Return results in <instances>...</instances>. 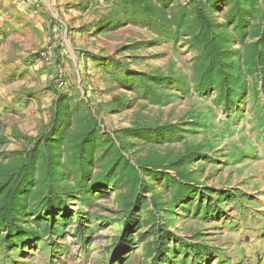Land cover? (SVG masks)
I'll list each match as a JSON object with an SVG mask.
<instances>
[{
  "label": "rangeland",
  "instance_id": "1",
  "mask_svg": "<svg viewBox=\"0 0 264 264\" xmlns=\"http://www.w3.org/2000/svg\"><path fill=\"white\" fill-rule=\"evenodd\" d=\"M188 1L175 0L183 5ZM87 2L0 0V162L23 152L50 126L60 94L75 102L81 97L89 100L86 106L98 111L102 128L110 133L136 121L182 124L185 140L207 147L208 159L191 166L201 187L228 196L222 203L216 200V212L206 218L193 214L194 197L190 211L177 212L170 229L215 253L208 264H237L243 256L241 244L254 232L264 233V99L258 107L249 97L240 111L224 110L215 95L203 97L193 91L195 54L188 46L160 40L150 28L131 22L102 32L111 0ZM223 18L224 13H218V20ZM117 61L124 66L119 71L113 68ZM125 70L160 71L170 77L166 93L172 95L171 103L143 99L109 74L123 75ZM180 78L191 87L190 93L178 89ZM115 99L123 106H115ZM192 118L199 119L202 127L189 126ZM169 148L181 151L183 143L160 150ZM107 193L91 194L88 204H73L75 223L64 227L54 243L49 237L29 248L1 247L0 264H149L143 254L147 242L139 240L144 228L131 234L133 248L113 247L123 215L115 194ZM74 212L91 216L81 227L84 242L74 234L80 227Z\"/></svg>",
  "mask_w": 264,
  "mask_h": 264
},
{
  "label": "trees",
  "instance_id": "2",
  "mask_svg": "<svg viewBox=\"0 0 264 264\" xmlns=\"http://www.w3.org/2000/svg\"><path fill=\"white\" fill-rule=\"evenodd\" d=\"M110 4L102 32L131 22L194 52L191 85L198 95H215L216 104L226 111H240L249 97L255 107L264 99V0H189L184 5L175 0H111ZM221 12L223 21L218 20ZM123 67L118 61L113 66L118 71ZM128 72L109 74L143 99L171 103L172 95L166 93L170 77L160 71ZM176 83L183 94L190 93L185 80ZM74 102L68 95H58L50 126L23 152L0 162V248H29L49 237L54 243L64 227L75 223L73 204H88L91 194L109 196V191L123 215L113 243L116 251L133 248L131 234L144 228L139 240L147 242L143 254L149 264H208L215 253L170 229L177 212L190 211L194 197L193 214L206 218L216 212L213 203L228 196L202 188L197 170L191 169L208 159L206 145L185 140L182 124L136 121L110 133L102 128L98 111L86 106L89 100L81 97ZM121 104L115 99V106ZM187 124L202 127L199 119ZM179 142L181 151L160 150ZM74 216L80 226L74 234L84 242L81 227L91 216L81 212Z\"/></svg>",
  "mask_w": 264,
  "mask_h": 264
},
{
  "label": "crops",
  "instance_id": "3",
  "mask_svg": "<svg viewBox=\"0 0 264 264\" xmlns=\"http://www.w3.org/2000/svg\"><path fill=\"white\" fill-rule=\"evenodd\" d=\"M240 248L243 256L236 259L237 264H264V233L254 232Z\"/></svg>",
  "mask_w": 264,
  "mask_h": 264
}]
</instances>
